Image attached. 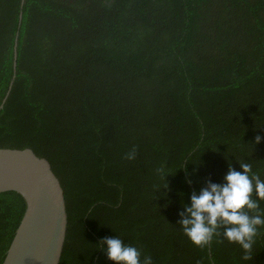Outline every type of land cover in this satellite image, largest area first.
<instances>
[{
    "label": "trees",
    "instance_id": "trees-1",
    "mask_svg": "<svg viewBox=\"0 0 264 264\" xmlns=\"http://www.w3.org/2000/svg\"><path fill=\"white\" fill-rule=\"evenodd\" d=\"M2 105L0 148L63 188L59 264H114L99 245L116 237L152 264H246L179 222L229 165L264 180V0H0ZM25 211L0 193V264ZM258 231L247 264H264Z\"/></svg>",
    "mask_w": 264,
    "mask_h": 264
},
{
    "label": "clouds",
    "instance_id": "clouds-1",
    "mask_svg": "<svg viewBox=\"0 0 264 264\" xmlns=\"http://www.w3.org/2000/svg\"><path fill=\"white\" fill-rule=\"evenodd\" d=\"M260 141L261 137L256 136L254 143ZM239 168L242 171L229 165L221 183L209 182L198 194H192L190 204L183 206L179 223L194 246L203 247L220 235L229 243L238 244L243 252L241 260L247 264L252 260L258 230L264 228V210L260 208L264 180L252 172L247 162L239 163ZM99 246L114 264H152L150 256L141 259L140 250L119 237L107 238Z\"/></svg>",
    "mask_w": 264,
    "mask_h": 264
},
{
    "label": "water",
    "instance_id": "water-1",
    "mask_svg": "<svg viewBox=\"0 0 264 264\" xmlns=\"http://www.w3.org/2000/svg\"><path fill=\"white\" fill-rule=\"evenodd\" d=\"M10 191L22 196L26 211L3 264H59L68 215L49 161L29 149L0 148V193Z\"/></svg>",
    "mask_w": 264,
    "mask_h": 264
}]
</instances>
